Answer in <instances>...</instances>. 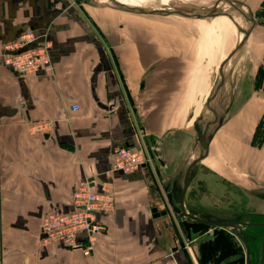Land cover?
<instances>
[{
    "label": "crops",
    "instance_id": "obj_1",
    "mask_svg": "<svg viewBox=\"0 0 264 264\" xmlns=\"http://www.w3.org/2000/svg\"><path fill=\"white\" fill-rule=\"evenodd\" d=\"M140 15L148 14L99 2L0 0V264H191L199 239L187 235L185 247L182 230L192 231L191 219L176 214L165 196L180 189L211 124L193 87L189 45L176 28ZM25 32L32 34L28 47L49 41V71L20 74L5 64L4 46ZM231 118L215 130L207 156L212 145L224 154L235 139L253 135L256 124H228ZM119 147L141 149L152 160L127 174L111 170ZM195 174L193 168L185 207L217 217L188 199ZM84 177L113 193L92 255L63 244L46 250L42 216L69 209ZM153 206L168 212L154 216Z\"/></svg>",
    "mask_w": 264,
    "mask_h": 264
},
{
    "label": "rangeland",
    "instance_id": "obj_2",
    "mask_svg": "<svg viewBox=\"0 0 264 264\" xmlns=\"http://www.w3.org/2000/svg\"><path fill=\"white\" fill-rule=\"evenodd\" d=\"M141 1L146 5L151 4L156 7L154 3H150L152 2L150 0ZM141 1L136 0L133 3ZM158 1L157 3L160 4H175L173 0ZM177 1L180 4L183 3L180 0ZM183 1L205 5L200 8L202 11H207L212 9L218 0ZM232 1L238 7V11L226 3V7L233 11L228 13V16H216L212 19L187 18L177 15L148 14L140 16L151 24L176 28L179 32L177 35L189 45L191 58L195 62L193 87L197 88L198 86L203 94L200 104L202 111L204 110L202 119L203 121L205 119L206 122L213 119V114L210 108L206 107L204 98L209 95L220 80L222 71H225L223 61L226 55L231 54L236 42L242 36L243 29L251 26L252 23L247 18H254L255 24L251 29L246 49H242L244 54L235 52V55H232V70L235 64L236 67L233 73L231 72L229 75V69L226 74L227 78L231 80H225L227 81L226 90L222 94L221 107L218 103L215 104L217 108H222L221 110L225 111L224 108L228 101L231 102V107L230 109L229 106L227 107L228 111L225 114H220L221 111L217 114L223 115L225 118L232 117L228 124H256L253 135L250 138L243 137L245 136L243 135L241 138L235 139L233 144L230 142L231 146L228 152L225 149L224 154L219 151L217 145H212L210 155H206L207 157L205 156L194 166L196 176L187 195L194 204L205 207V211L211 212L219 218L244 220L255 218L256 221L264 222V208L263 210L259 209L264 205V201L258 196V193L264 192V0ZM239 1L247 4L251 11L244 9ZM160 4L157 6L158 8L161 7ZM219 5L223 6L224 4L219 3ZM239 10L247 18L239 13ZM231 94L234 95L231 97ZM240 109L241 111H239ZM202 111L200 115H202ZM213 128V124L212 128L210 125L209 129ZM239 145L240 147H238ZM200 149L199 146L195 157L199 154ZM253 178L257 179L259 183L255 184L252 181ZM186 228L184 231L182 230L186 241L187 235L190 237L194 235L199 239L197 241L198 250L194 251L193 260H191L192 258L188 259L191 264H245L244 247L229 230L199 226V229H192L189 232ZM243 230L244 232L257 233L256 247L259 250L264 237V226L255 229V231L260 230L261 232H255L254 229L248 227ZM191 253L193 254V252ZM258 256L259 252L257 254L255 249L254 260Z\"/></svg>",
    "mask_w": 264,
    "mask_h": 264
},
{
    "label": "built area",
    "instance_id": "obj_3",
    "mask_svg": "<svg viewBox=\"0 0 264 264\" xmlns=\"http://www.w3.org/2000/svg\"><path fill=\"white\" fill-rule=\"evenodd\" d=\"M32 34L25 32L16 41L4 46V62L12 71L20 74L35 73L51 69L49 41H43L32 47L27 43ZM78 109V104H73ZM151 156L141 149L119 147L114 151L111 170L127 174L151 162ZM113 207V193L105 186L94 189L92 180L84 177L73 188L70 208L63 210L53 207L41 218L39 239L46 250L50 246L63 244L73 250H79L85 256L92 255L95 236L105 230L103 214ZM185 247L190 249L188 242ZM89 264H97L92 260Z\"/></svg>",
    "mask_w": 264,
    "mask_h": 264
},
{
    "label": "water",
    "instance_id": "obj_4",
    "mask_svg": "<svg viewBox=\"0 0 264 264\" xmlns=\"http://www.w3.org/2000/svg\"><path fill=\"white\" fill-rule=\"evenodd\" d=\"M77 1H81V0H77ZM108 2L112 3L114 5L115 8H118L120 10H125V11H129V12H134V13H145V14H153V15H161V16H170V15H174V16H182V17H187V18H198V19H210L215 17L216 15H220V14H215V11H202V9H197V8H190V9H185V8H173V9H167V8H162V9H151V8H141V7H135V6H130V5H126V4H122L117 0H107ZM104 5H109L107 3H103ZM110 6V5H109ZM228 16V15H227ZM230 18V16H229ZM251 21V26H249L248 28H244L243 32L244 35L242 37V40L239 44L238 47H242L250 33H251V29L255 24V20L253 17L249 18ZM236 50V49H235ZM234 50V52H235ZM233 52V53H234ZM231 57V54H227L226 55V59H225V63L230 64L229 63V59ZM232 72V67L230 69V71L228 72L229 75ZM148 71L145 72V74L142 77V83L145 80V77L147 75ZM227 76H222V78H220V80L217 82L216 84V88L213 92V94L211 95L210 99H211V103H212V113H213V119H212V124L214 126L213 130H209V132H202L200 133V137H199V145L201 147L199 154L193 158L190 162H188L184 173H183V177L181 180V184H180V189H172L171 192H167L166 196H165V200L167 201V203L171 206V209L178 215L189 218L191 220L209 225V226H215V227H220V228H224V229H232L235 234V236L239 239V241L243 244L244 248H245V264H264V237L261 240L260 243V249H259V256L256 260H253L252 258V252H251V248L250 245L247 241V239L243 236V233L240 229V227H238L239 225L242 226H262L264 225V222H259V223H251L248 221H243V220H225L216 216H211L212 219H209L206 216H200L197 214H194L192 212H189L186 210L185 208V204H184V196L187 190V187L189 186L190 182H191V171L193 170L194 166L196 165L197 162H199L201 159L205 158V156L208 153V145L209 142L211 140V138L213 137V134L215 132V130L222 124L223 122V115H220L218 117V114L216 113V111L214 110V104H213V98L215 97L217 91L220 89V87L223 86L225 79L224 78ZM167 189V188H166ZM258 196L264 200V192H260L258 193ZM152 213L155 216H158L160 214H166L168 212L167 209L162 210L161 212L157 211V207L153 206L152 207ZM206 217V218H205Z\"/></svg>",
    "mask_w": 264,
    "mask_h": 264
},
{
    "label": "bare ground",
    "instance_id": "obj_5",
    "mask_svg": "<svg viewBox=\"0 0 264 264\" xmlns=\"http://www.w3.org/2000/svg\"><path fill=\"white\" fill-rule=\"evenodd\" d=\"M81 1H84V2H86V3H88V4H91V3H95V2H99V3H107V4H109L110 6L111 5H113L112 3H110V2H108L107 0H92V1H90V0H81ZM117 1H119L120 3H122V4H126V5H130V6H135V7H141V8H151V9H162V8H167V9H173V8H178V9H180V8H185V9H190V8H192V7H194V8H197V9H201L200 7H204L205 5H201V4H196V3H192V2H186V1H183V0H180V1H182L183 3L182 4H180V2H178L177 0H173L174 2H175V4H168V3H157V2H159L158 0H150V1H152V2H150V3H154V5H156V7L155 6H152L151 4H144V3H142V1L141 2H138V3H133V2H135L136 0H132V1H124V2H122L121 0H117ZM177 1V2H176ZM222 0H218L215 4H214V7H212V9H209V11H215V14H220V15H216V16H224V15H228V13H231L233 10H231L230 8H227L226 6H227V4L229 5V6H232V7H234L237 11H238V7L236 6V5H234V3H233V1L231 2V1H229V0H223V2H221ZM130 3H132V4H130ZM219 3H221V4H224L223 6L222 5H219ZM227 3V4H226ZM159 4H160V8H158L157 6H159ZM180 4V5H179ZM199 6V7H198ZM239 13H241L245 18H247V16H245V14L244 13H242L240 10H239ZM215 16V17H216ZM214 18V17H213ZM210 19H212V18H210ZM247 19H249V18H247ZM250 20V19H249ZM243 35H244V32L242 31V36H241V38L236 42V44H235V46H234V48H233V50L231 51V57H230V59H229V61H230V66H228L229 64H227V63H225V60L223 61V66L225 67V69H226V67H228L229 69H231V66H232V62H233V60H232V55L234 56L235 55V52H239V53H241L242 52V49L246 46V43H247V41H248V39H247V41H246V43L242 46V47H238L239 46V44H240V42H241V40H242V37H243ZM249 38V37H248ZM236 49V50H235ZM234 50H235V52H234ZM234 52V53H233ZM226 59V58H225ZM235 67H236V64L233 66V70H232V73L235 71ZM228 69V70H229ZM228 70L226 71V72H224V71H222V74H221V76H226V74H227V72H228ZM233 75V74H232ZM233 77V76H232ZM222 78V77H221ZM224 78H226V77H224ZM225 80H231L230 78L228 79H225ZM226 82L227 81H225L224 82V84H223V86L222 87H220V89L217 91V93H216V95H215V97L213 98V104L215 105V104H221L222 103V99H223V91L224 90H226L225 88H226ZM216 88V87H215ZM215 88H214V90H215ZM214 90H213V92H214ZM213 92H212V94H213ZM234 94H231L230 96L232 97ZM221 102V103H220ZM229 102V101H228ZM208 107L210 108V110H211V112H212V109H211V107H212V103H211V99H209V101H208ZM229 105V103L225 106V111H223V110H221L222 108H217V106L215 105L214 106V110L216 111V113H219V111H221V113L220 114H225V112H227L228 111V108H227V106ZM220 107H221V105H220ZM213 114V113H212ZM220 114L218 115V117L220 116ZM222 118H224V117H222ZM209 124H211V128H212V120H209ZM211 130V129H210ZM213 130V129H212ZM204 132H209V130L208 131H204ZM200 146V145H199ZM193 158H195V156L194 157H192V159ZM192 159H190L189 160V162L192 160ZM185 168H186V166H185ZM184 168V169H185ZM186 208V207H185ZM186 210H187V208H186Z\"/></svg>",
    "mask_w": 264,
    "mask_h": 264
},
{
    "label": "flooded vegetation",
    "instance_id": "obj_6",
    "mask_svg": "<svg viewBox=\"0 0 264 264\" xmlns=\"http://www.w3.org/2000/svg\"><path fill=\"white\" fill-rule=\"evenodd\" d=\"M230 54V53H229ZM229 68L228 67H226V69H225V71L224 72H226L227 70H228ZM222 77V76H221ZM217 84V83H216ZM216 84H215V86H214V88L216 87ZM214 88H213V90H214ZM213 90H211V92H210V94H209V96H208V99H207V102L209 101V99H210V97H211V95H212V92H213ZM208 104V103H207ZM187 211H189V212H191L190 210H187ZM206 218V217H205ZM209 219H212V218H209ZM225 220H243V221H248V222H251V223H259V222H263V221H259V220H257L256 221V219L255 218H249V220H244V219H238V218H225ZM191 228L192 229H199V226H205V227H208L209 229L210 228H214V229H216V228H218V229H224V228H220V227H215V226H209V225H206V224H203V223H200V222H197V221H194V220H191ZM262 226H264V225H262ZM238 227H240V229H241V231H242V233H243V236L247 239V241H248V243H249V245H250V248H251V252H252V258H253V252H254V250L256 249V252H257V254H258V252H259V250H257V244H256V238H257V233H255L254 234V232H244V230H243V228H251V229H254V228H256V227H261V225L260 226H242V225H239ZM227 230H229V229H227ZM232 234H234L233 232V230L232 229H230L229 230ZM257 232V231H256ZM235 235V234H234ZM245 235H247V236H245ZM238 239V238H237ZM189 240V239H188ZM239 240V239H238ZM194 241H195V239H194ZM190 243V240H189V242H188V244ZM241 243V242H240ZM242 244V243H241ZM243 245V244H242ZM191 246H192V243H191ZM189 247H190V244H189ZM244 247V246H243ZM197 250H198V244H197ZM244 250H245V248H244ZM253 260H254V258H253Z\"/></svg>",
    "mask_w": 264,
    "mask_h": 264
},
{
    "label": "trees",
    "instance_id": "obj_7",
    "mask_svg": "<svg viewBox=\"0 0 264 264\" xmlns=\"http://www.w3.org/2000/svg\"><path fill=\"white\" fill-rule=\"evenodd\" d=\"M255 229H257V227H256V228H254V231H255ZM256 231H260V230H256ZM256 231H255V232H256ZM260 232H261V231H260Z\"/></svg>",
    "mask_w": 264,
    "mask_h": 264
}]
</instances>
